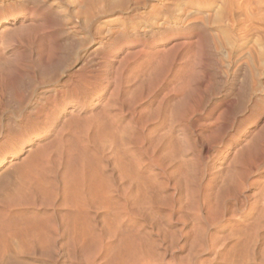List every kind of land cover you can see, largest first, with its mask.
<instances>
[{
    "label": "bare ground",
    "instance_id": "1",
    "mask_svg": "<svg viewBox=\"0 0 264 264\" xmlns=\"http://www.w3.org/2000/svg\"><path fill=\"white\" fill-rule=\"evenodd\" d=\"M53 1L0 0V264H264V0Z\"/></svg>",
    "mask_w": 264,
    "mask_h": 264
},
{
    "label": "rangeland",
    "instance_id": "2",
    "mask_svg": "<svg viewBox=\"0 0 264 264\" xmlns=\"http://www.w3.org/2000/svg\"><path fill=\"white\" fill-rule=\"evenodd\" d=\"M50 1H51V0H50ZM64 1H67V2H64ZM64 1L62 0L59 4H56V1H55V6L60 10V12H61V16L63 15L62 17H64V19H65V17H66L67 15H66V13H65V11H64L65 9L63 10L64 12L62 11L63 7H66V5H68L67 3H69V5H70L69 8L72 9V7H73L72 5H74V4H72V3H74V1H73V0H69V1H68V0H64ZM72 1H73V2H72ZM52 2H54V1L52 0ZM65 4H66V5H65ZM61 5H62V6H61ZM29 21H30V22H29ZM32 21H33V22H32ZM31 22H32V23H31ZM24 23H26V24H28V25H29V23H30V25L32 24L31 27H33V25L35 24V25H36V28H37V26L39 25V26H38V29H36V30L40 31V29H41V28H40V24H39V23H40V20H39V19H35V20H27V21H25ZM17 24H19V23H17ZM39 28H40V29H39ZM34 29H35V27H34ZM49 31H51V34H55V30H54V29H52V30L50 29ZM53 31H54V32H53ZM40 32H41V31H40ZM62 37H63V36H62ZM61 44H62V42H61ZM64 44H65V43H64ZM61 47H64V46L61 45ZM178 255H179L180 257H183V255L185 256V252H178ZM26 260L29 261V262H32V260L29 259V258H26ZM34 264H37V263L34 262Z\"/></svg>",
    "mask_w": 264,
    "mask_h": 264
}]
</instances>
